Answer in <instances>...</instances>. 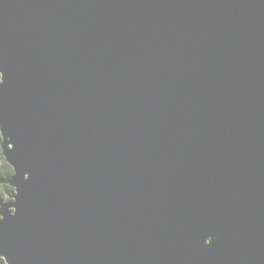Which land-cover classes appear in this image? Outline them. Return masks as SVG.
<instances>
[{"label":"water","instance_id":"obj_1","mask_svg":"<svg viewBox=\"0 0 264 264\" xmlns=\"http://www.w3.org/2000/svg\"><path fill=\"white\" fill-rule=\"evenodd\" d=\"M0 74V264H264V0H0Z\"/></svg>","mask_w":264,"mask_h":264},{"label":"trees","instance_id":"obj_2","mask_svg":"<svg viewBox=\"0 0 264 264\" xmlns=\"http://www.w3.org/2000/svg\"><path fill=\"white\" fill-rule=\"evenodd\" d=\"M2 142L3 135L0 128V157L2 159V166L0 167V178L10 179L14 175L15 171L14 167L6 160V157L2 151ZM13 191H15V187L12 184L7 182L0 183V197L4 198L5 196H8V193H12Z\"/></svg>","mask_w":264,"mask_h":264},{"label":"rangeland","instance_id":"obj_3","mask_svg":"<svg viewBox=\"0 0 264 264\" xmlns=\"http://www.w3.org/2000/svg\"><path fill=\"white\" fill-rule=\"evenodd\" d=\"M2 166V159L0 157V167ZM9 196V195H8ZM5 200L7 199L9 201V197L7 198V196L4 198Z\"/></svg>","mask_w":264,"mask_h":264},{"label":"flooded vegetation","instance_id":"obj_4","mask_svg":"<svg viewBox=\"0 0 264 264\" xmlns=\"http://www.w3.org/2000/svg\"><path fill=\"white\" fill-rule=\"evenodd\" d=\"M8 195H9V196H7V198L10 197V193H8ZM5 197H6V196H5ZM5 197H4V198H5ZM6 201H7V199H6Z\"/></svg>","mask_w":264,"mask_h":264},{"label":"bare ground","instance_id":"obj_5","mask_svg":"<svg viewBox=\"0 0 264 264\" xmlns=\"http://www.w3.org/2000/svg\"><path fill=\"white\" fill-rule=\"evenodd\" d=\"M13 188V187H12ZM12 195V194H11ZM11 199V196L9 197V200Z\"/></svg>","mask_w":264,"mask_h":264}]
</instances>
